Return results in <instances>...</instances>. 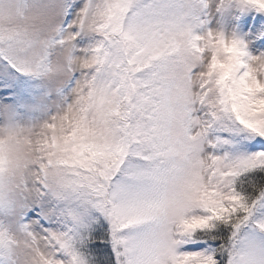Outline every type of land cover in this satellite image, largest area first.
<instances>
[{
	"label": "snow or ice",
	"instance_id": "1",
	"mask_svg": "<svg viewBox=\"0 0 264 264\" xmlns=\"http://www.w3.org/2000/svg\"><path fill=\"white\" fill-rule=\"evenodd\" d=\"M0 264H264V0H0Z\"/></svg>",
	"mask_w": 264,
	"mask_h": 264
}]
</instances>
